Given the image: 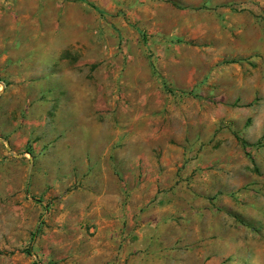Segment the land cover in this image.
Masks as SVG:
<instances>
[{
	"label": "rangeland",
	"instance_id": "rangeland-1",
	"mask_svg": "<svg viewBox=\"0 0 264 264\" xmlns=\"http://www.w3.org/2000/svg\"><path fill=\"white\" fill-rule=\"evenodd\" d=\"M0 264H264V0H0Z\"/></svg>",
	"mask_w": 264,
	"mask_h": 264
},
{
	"label": "trees",
	"instance_id": "trees-1",
	"mask_svg": "<svg viewBox=\"0 0 264 264\" xmlns=\"http://www.w3.org/2000/svg\"><path fill=\"white\" fill-rule=\"evenodd\" d=\"M97 12H98V11H97ZM99 14H100V13H99ZM32 237H33V235H32ZM26 254H30L29 249H27Z\"/></svg>",
	"mask_w": 264,
	"mask_h": 264
}]
</instances>
